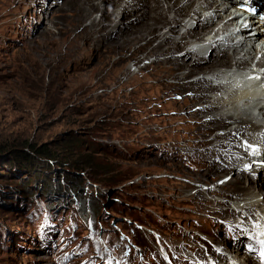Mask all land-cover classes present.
<instances>
[{
    "label": "rangeland",
    "instance_id": "obj_1",
    "mask_svg": "<svg viewBox=\"0 0 264 264\" xmlns=\"http://www.w3.org/2000/svg\"><path fill=\"white\" fill-rule=\"evenodd\" d=\"M33 3L0 0V264H250L218 231L236 219L214 212L208 220L186 201L190 189L179 190L189 182L179 173L199 162L183 147L196 124L172 113L168 99L148 103L158 94L144 79L159 68L143 66L154 58L136 65L129 52L115 64L120 55L86 50L83 34L72 35L91 19L55 0ZM127 70L142 73L131 79ZM27 145H47L74 168L29 167L18 157ZM208 243L223 249L218 261L198 251ZM200 253L205 263L188 260Z\"/></svg>",
    "mask_w": 264,
    "mask_h": 264
},
{
    "label": "bare ground",
    "instance_id": "obj_2",
    "mask_svg": "<svg viewBox=\"0 0 264 264\" xmlns=\"http://www.w3.org/2000/svg\"><path fill=\"white\" fill-rule=\"evenodd\" d=\"M24 1L33 4L39 2ZM40 1L45 3L46 0ZM217 1L55 0L56 3L51 6L64 3L69 11L74 9L86 19H91L90 23L79 26L72 33L74 37L83 34L86 50L102 49L103 52L110 49L120 55L121 61L112 62L115 64L125 63L129 52H132V62L136 65L149 59V56L154 58L143 66L159 68L153 77L144 79V82L151 81L156 85L155 88L149 85L145 89H152L158 94L146 96L148 103L157 105L163 103V98L168 99L172 113H185L186 118L196 124L191 133L183 135V142L188 144L180 145L191 148L190 155L199 162L192 167L194 173H179L189 181L183 182L179 190L190 189L191 194L186 196V201L196 200L195 205L201 207L202 214L208 220L214 212L236 219L232 223L233 228L218 226L219 233H228L227 240L237 249L236 254L250 264H264V261L260 262L262 258L246 250V245L262 248L261 256L264 257V179L260 170H248L250 150L264 142V62L256 60L254 63L252 58H258L264 49V34L251 37L245 35L247 32L239 33L240 24H236L232 30L233 13L225 9L230 5L239 13V6L243 3L264 0H236L240 2L221 5ZM98 10L102 12L99 19L94 18L93 14ZM258 24L254 21L253 27L258 29ZM180 29H185L183 34L179 33ZM220 29L226 31L224 35L210 39L220 40L215 46L201 45L205 41L204 36L217 33ZM194 40H198V43H194ZM154 42H157L156 46H153ZM117 48L123 49L124 53ZM67 49L68 44L64 53H67ZM182 50L185 53H180ZM143 52L145 55L139 56ZM254 52L255 55H252ZM248 69L256 75L242 72ZM133 72L128 73L127 70L131 79L141 75L142 70ZM220 171H228L229 177L225 181L226 176L222 177L215 185L205 187ZM250 238H256L255 242ZM258 238L263 240L261 246L256 243ZM180 246L183 252L185 244ZM224 246L229 248L226 243ZM198 251L205 252L207 258L214 256L218 261L220 257L216 256H221L223 249L218 247L215 250L213 244L208 243ZM205 255H190L188 260L205 263Z\"/></svg>",
    "mask_w": 264,
    "mask_h": 264
},
{
    "label": "trees",
    "instance_id": "obj_3",
    "mask_svg": "<svg viewBox=\"0 0 264 264\" xmlns=\"http://www.w3.org/2000/svg\"><path fill=\"white\" fill-rule=\"evenodd\" d=\"M26 147H27V150L26 151H22L23 153L21 155H19L18 157H19L20 161H23L24 163L30 165L29 167L34 166V165H36L39 162L42 163V164H45V163L48 164L47 162L50 161V160L58 162L59 164H61V166L63 165V163L67 164L68 166H72V163L59 161V159L57 158L58 156L56 155V153L55 152L52 153L47 145H42V146H39V147H34L32 145H27ZM28 150H29V152H28ZM45 166H47V165H45ZM72 167L74 168V166H72ZM81 203H83V202L81 201ZM84 210H86L85 207H84ZM79 211L81 213L83 212L82 209H80ZM84 214L86 216V213H84Z\"/></svg>",
    "mask_w": 264,
    "mask_h": 264
},
{
    "label": "clouds",
    "instance_id": "obj_4",
    "mask_svg": "<svg viewBox=\"0 0 264 264\" xmlns=\"http://www.w3.org/2000/svg\"><path fill=\"white\" fill-rule=\"evenodd\" d=\"M145 63H147V62H145ZM137 67V66H136Z\"/></svg>",
    "mask_w": 264,
    "mask_h": 264
}]
</instances>
